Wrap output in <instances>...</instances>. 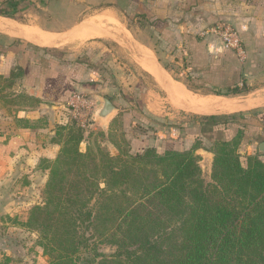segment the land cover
Instances as JSON below:
<instances>
[{
    "label": "crops",
    "instance_id": "crops-1",
    "mask_svg": "<svg viewBox=\"0 0 264 264\" xmlns=\"http://www.w3.org/2000/svg\"><path fill=\"white\" fill-rule=\"evenodd\" d=\"M115 2L108 0V4L102 6L103 0H0V227L1 224L8 225L10 218L15 220L17 216L26 215L30 206L28 198L16 199L17 192L35 191L39 188L34 182L37 177H41L44 185L47 172L37 165L42 160L53 161L58 155L59 145L53 140V129L63 124V110L73 99L65 101L67 95L75 93L87 100L89 96L94 98V113L99 105V93L104 94L100 89L106 87V84H99L100 79L107 72L112 79L125 78L126 71L116 65L117 61L107 50L110 46L100 41L105 48L101 50L96 43H91L106 36L119 47H129L128 38L114 34L109 23H117L116 26L131 36L130 25L119 19L109 21L105 27L92 21L99 11L121 10L122 6ZM136 2L138 8L143 5L138 15H145L151 25L140 28L137 18L134 20L138 30L143 32L133 47H137L133 55L135 60L130 59L123 48L120 60L127 62L130 59L141 83L129 95L134 94L128 101V111H120L111 97L102 96L117 107L125 131L135 127L136 123L160 126L153 140L125 135L130 153H142L152 146L158 154L167 147L186 151L199 141L203 146L198 150L203 157L199 165L205 166L209 173L212 155L203 149L215 141H231L239 133L240 157L258 155L264 162V152L259 150L260 144L264 143V0ZM89 9H94L93 13L89 14ZM217 22L231 24L238 31L243 41L244 59L225 49L217 38L199 37L202 31ZM26 30H34L37 37L29 36ZM151 30L157 47L146 38ZM82 31L99 35L83 41L75 39ZM41 38H49V42L45 41V44ZM67 45L90 47L74 58L65 55L57 58L49 53ZM126 52L131 54L129 48ZM82 56L86 59L80 60ZM137 59L154 66L160 73L158 79L142 69ZM92 63L97 69L92 68ZM146 79L150 80L148 84ZM142 82L140 94L136 93ZM174 84L197 101L210 100L212 104L194 107L184 103L175 93ZM233 88L240 92L222 94ZM217 92L221 95H216ZM135 95L139 97L137 101H134ZM231 97L240 99H228ZM126 98L129 97L122 91L118 100ZM216 102H220L221 107H217ZM225 105L243 107L227 114L241 113L240 117L220 120L226 115L210 114ZM211 108L214 109L211 111ZM180 113L199 119L200 116L201 119L213 116L215 122L197 119L194 123L178 116ZM183 119L187 122L177 126ZM165 122L174 126L164 131L162 124Z\"/></svg>",
    "mask_w": 264,
    "mask_h": 264
},
{
    "label": "trees",
    "instance_id": "trees-1",
    "mask_svg": "<svg viewBox=\"0 0 264 264\" xmlns=\"http://www.w3.org/2000/svg\"><path fill=\"white\" fill-rule=\"evenodd\" d=\"M136 18L140 28L151 25L143 14ZM239 92L233 88L222 94ZM74 94L69 93L65 101ZM203 120L214 123L215 117ZM80 135L63 146L56 143L60 147L57 157L46 161V200L30 210L26 223L42 234L50 264H75L72 258L83 245L82 230L93 228L91 218L103 200L116 203L115 209L107 211L120 221L111 223L112 231L121 230L122 225L128 229L123 234L112 233L117 251L110 259L87 264H264V162L255 155L241 163L239 133L231 141L213 143L214 186L205 185L200 178L194 156L200 147L189 151L167 147L161 154L154 148L136 154L129 149L127 161L101 153L109 170L100 175L92 172L96 158L79 152ZM157 167L163 169L161 179ZM100 178L104 188L99 187ZM111 182L136 185L134 199L114 191ZM96 194L102 201L92 207ZM122 197L126 201L120 205ZM186 214L188 218H178ZM132 216H140L144 223L123 220ZM126 240L138 244L136 249H127ZM51 252L57 255L52 257Z\"/></svg>",
    "mask_w": 264,
    "mask_h": 264
},
{
    "label": "rangeland",
    "instance_id": "rangeland-1",
    "mask_svg": "<svg viewBox=\"0 0 264 264\" xmlns=\"http://www.w3.org/2000/svg\"><path fill=\"white\" fill-rule=\"evenodd\" d=\"M103 1L104 3H102V6L108 4L107 3L108 0H103ZM114 1H116L115 3L117 5L122 6L121 10L110 9V11H104V12L99 11L98 13H96L97 17L93 19L92 21L93 23H96L98 25H103L104 27L105 25H107V23H109V21L111 22L114 19L115 20L119 19L120 21L122 20L124 23L129 24L131 26V29L129 30V32L132 37L129 35V39H128L129 47L128 48L131 51V54L126 52V49L128 50L127 47L124 48V47L117 46L115 42H112V39L106 36H104L102 40L95 39L91 41V43H96V45L101 47L98 49L104 50L105 48L102 46V43L100 41L106 42V45L110 46V47H107V50L111 52L110 55L113 56V60H115V62L117 61L116 65L120 66V68L123 71H126L125 73L126 76L124 79H115V78L112 79L111 74L107 72L106 75H104L100 79L99 84L101 86H103V84H106V87L104 85L105 89H100V90H104L103 92L104 94L100 92L99 96L111 97L115 101L116 106H118V109L120 108V111H123L125 109H127L128 111L129 109L127 108L129 106L128 101L130 100L131 97L134 96V94H132L133 96H129V95L132 93V90H135L137 88L138 83H141L139 81L141 80V78H139L136 75V73L133 71L135 67L131 64L132 62L130 61V59H132L131 57H133V59L135 60L133 55L135 54L134 49L137 51V47L134 49L133 47L135 46L136 41L139 39L138 36H141L140 34L143 33L138 30V25L134 21L137 15L142 12L143 5H141L140 8H138L139 6L136 0H114ZM145 2L149 3L150 0H145ZM93 10L94 9H89L87 12L91 14L93 13ZM98 10H99V7L97 8V11ZM28 20L35 21L34 18H28ZM119 37H121V35ZM146 38H148L151 45L155 44L156 38L152 30L148 33ZM201 38H205V37H201ZM141 39L144 40L142 37ZM155 46L157 47L159 45L155 44ZM72 47L68 45L63 46L62 48H60V50H55L52 52L50 51L49 53L51 55H54V57H57V58H60L64 55L65 57L73 56L72 58H74L76 57L74 55H81L80 54L81 51L88 49V47L90 46L84 45L82 48H76V46H72ZM122 48L125 49V53L130 55L129 56L130 59L128 58L129 60L127 62L125 60H120L121 59L120 56H122V52H121V50H123ZM84 59H86V57L84 56L80 58V60H84ZM138 60L140 59H137V63L139 62ZM120 62H122L123 64H121ZM90 65L92 66V68L97 69L94 63ZM173 74L174 76H176L175 71ZM146 81L148 84L150 80L148 81L146 79ZM142 85H143V82L140 85V87H138L139 92H136V93L140 94ZM254 86H258V85L254 84ZM148 88H152V86H149ZM122 91L124 92L126 97H129L123 101L118 100ZM88 98H89L88 100L85 98L87 102L79 104L78 109L76 110H74L70 105H67V106L65 105V109L63 110L64 115L61 116V122L63 124H58L59 126L54 127L53 140L55 142H58L60 146H63L67 140H69L70 138L75 139L79 136V133H81L80 135L81 138L79 139V144H78V150L80 153L84 155H92L94 158H96L97 166L94 169H92V172L94 173L95 171H98V173L102 175V173H104L105 171H108L109 169H107L106 167V164L108 163V161L106 159L101 160L102 159L101 153H104V154L108 153V155L113 158L118 157L119 160L127 161L128 159L127 151L130 148L128 146V142L125 139V135L129 134L133 138L137 137L141 139L146 138L147 140H153L156 134V129L160 126H157L159 124H156V123L153 126H148V125L141 126L140 124L136 123L135 127L130 128L129 130L125 131L123 122L121 120L122 115L118 114L117 109L114 115H112L109 118L108 122H106L105 124H103L100 121H93L92 110L96 107V103L94 101V98H90V96ZM138 98L139 97L135 95L134 101H137ZM228 99L238 100L240 98L231 97ZM218 103L220 102H216L217 107H221L218 105ZM242 108L243 107L239 108V107H230V106L225 105V107H223L222 109L210 112V114L212 113L217 114V115L224 114L226 116L220 117L221 118L220 120H223V119L228 120L236 116L240 117L241 113L233 114L234 116L232 115L227 116V114L234 112V111H239L238 109H242ZM178 116L180 117L182 116V118L184 117L186 118V120L187 119L191 121L193 120L194 123H196L195 121L197 119L199 121L200 120L205 121L203 120V118L201 119L202 116H200V119L195 118V116H191L190 114L180 113L178 114ZM182 122L184 123L187 121L183 119L182 121H179V124H177V126L179 125L181 126ZM107 123H109L108 128H106ZM62 125H65V126H62ZM162 126H163L162 128L164 129V131H168L169 128L173 127L174 125L171 126L168 122H165L162 124ZM60 127L62 128L65 127L67 128V130L65 131L59 130ZM164 135L168 137L167 134H164ZM196 146L200 147L198 150H201V148L203 147L199 141H195L193 145L186 151H189ZM152 148L153 146L148 149H152ZM214 148L215 147L212 145V146H208L207 149H203L208 155H212V160H213V154L211 150H213ZM198 150L195 151L194 156H196V158L198 159V166L200 168V178L202 179L205 185L214 186V182L212 181V178H211L212 161L210 163L209 173H207L208 170L205 169V166L199 165L203 157H202V154L201 155L198 154L199 153ZM247 157L248 156H246L245 159L242 156L240 157L242 158V160H240L242 164H245ZM207 164L209 163L207 162ZM143 165L145 166V164ZM37 166L39 169L45 170L47 172V177H48V170L46 169L47 168L46 166H48L47 162L45 160H42ZM138 168L140 167L138 166ZM146 168L150 170L152 169V166L147 164ZM117 169L119 168L114 167L115 171ZM156 169L158 170V174H159L158 176L161 179L160 175H162L163 169L160 167H157ZM136 171L138 172L139 169H136ZM102 180L103 179L101 178L98 179L100 188H104V184L102 183ZM30 182L31 181L28 180V184H30ZM34 182L39 184V188H37L35 191L28 190V192H25V193H22V192L16 193V199L17 198L20 199V197L21 199L28 198V204L30 206L28 207V210H26L27 211L26 215L24 214L19 217L17 216L15 220H13V218H10L8 225L1 224V227H0V264H50L51 260L47 255H45L44 253L45 250L42 246L44 245V243H46L43 239L42 234L26 226V223L29 219L30 210L35 205H40L46 200L45 185H46L47 179L43 186H42L41 177H37V179ZM111 186L114 188V191L121 190L125 197L134 199V194L132 195V193L136 191V185H133V183H131L130 185L129 184L120 185L118 182H111ZM96 196L97 194L94 197ZM118 200L120 202V205L126 201V199L123 197ZM101 201H102V197L97 196L96 198L91 200V206L94 207ZM97 207L98 208H95L94 215L91 218V220L94 219L92 220L93 228L82 230V235H83L82 244L83 245L80 247L78 253L72 258L75 264H87L86 261H90V260H93L94 262H100L102 261V259H110V257L113 256V254L117 251V246L114 243L115 240H114V237L112 236V233H116L119 235V234H123L126 231V229H128V226L126 227L125 225H122L121 230L115 231V232L112 231L111 223L120 222L117 215L107 213L108 208L110 209L116 208L115 201L103 200L101 205H97ZM144 216L153 218V215H150V216L144 215ZM178 218L179 219L188 218V215L186 214L183 216H179ZM123 220H128L127 223L130 220H138L139 222L144 223L143 219L140 216L125 217V219ZM105 224L106 225L108 224L107 229L111 233L110 232L106 233ZM149 233L155 234V231H151ZM130 234H132V232ZM118 235H116V238H115L116 240L118 238L117 237ZM125 245L127 249L134 250L136 249L138 244H133V242H129V240H126ZM56 255H57L56 252H51L52 257H55Z\"/></svg>",
    "mask_w": 264,
    "mask_h": 264
},
{
    "label": "built area",
    "instance_id": "built-area-1",
    "mask_svg": "<svg viewBox=\"0 0 264 264\" xmlns=\"http://www.w3.org/2000/svg\"><path fill=\"white\" fill-rule=\"evenodd\" d=\"M200 36H212L217 38L225 49L233 52L239 59H244L245 52L242 47L239 33L231 24L217 22L202 31ZM71 98L73 99L68 105H70L74 110L78 109L79 104L87 102L84 97L81 98L76 94H74Z\"/></svg>",
    "mask_w": 264,
    "mask_h": 264
},
{
    "label": "bare ground",
    "instance_id": "bare-ground-1",
    "mask_svg": "<svg viewBox=\"0 0 264 264\" xmlns=\"http://www.w3.org/2000/svg\"><path fill=\"white\" fill-rule=\"evenodd\" d=\"M107 20V19H106ZM99 22V20H98ZM109 26L110 27V30L112 32H114L115 34H117L118 36L121 35L122 38H128L129 39V35L127 33H125V29L123 30L119 25L116 26V24L114 23H109ZM5 29V28H4ZM26 33L31 36V37H37L36 35V32L34 30H26ZM38 33V32H37ZM99 34L97 32H85V31H82V32H79L78 34L75 35V39L79 40V41H83V40H86V39H89V38H94L96 36H98ZM49 40V38H41L40 41H44L43 43H45V41L47 42ZM49 42V41H48ZM47 42V43H48ZM46 44V43H45ZM50 44V43H49ZM136 48V47H135ZM139 61V60H138ZM138 65L144 69L146 72L150 73L151 75H153L156 79H158V73L156 68L154 66H152L151 64L149 63H146V62H143V61H139L138 62ZM160 76V75H159ZM161 80V78H160ZM174 90H175V93L177 94L178 98L180 100H182L184 103L186 104H189L191 106H197V105H200V104H205L207 106V104H212V102L210 100H202V101H197L195 97L193 96H190L189 94H186L184 93V91L180 88V86H178L177 84H174ZM211 98V97H210ZM215 103V102H214ZM219 104V103H218ZM204 105V106H205ZM214 105V104H213ZM216 105V104H215ZM203 106V107H204ZM205 106V107H206ZM208 107V106H207ZM213 107V106H212ZM225 107V106H224ZM208 109V108H207ZM210 109V108H209ZM214 109V108H213ZM211 108V111L213 110ZM222 109V108H221ZM220 110V109H219ZM207 111V110H206ZM204 112V111H203Z\"/></svg>",
    "mask_w": 264,
    "mask_h": 264
},
{
    "label": "water",
    "instance_id": "water-1",
    "mask_svg": "<svg viewBox=\"0 0 264 264\" xmlns=\"http://www.w3.org/2000/svg\"><path fill=\"white\" fill-rule=\"evenodd\" d=\"M98 101L99 105L94 111L92 118L93 121H100L105 124L109 120V118L116 112V107L111 100L105 97L99 96ZM259 150L261 152H264V143L260 144Z\"/></svg>",
    "mask_w": 264,
    "mask_h": 264
}]
</instances>
